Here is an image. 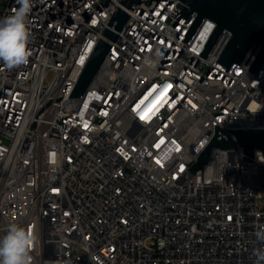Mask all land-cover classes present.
<instances>
[{"label": "built area", "instance_id": "1", "mask_svg": "<svg viewBox=\"0 0 264 264\" xmlns=\"http://www.w3.org/2000/svg\"><path fill=\"white\" fill-rule=\"evenodd\" d=\"M177 1L138 3L119 31L114 0H32L28 63L0 62V235L33 230V264H254L264 149L214 146L188 168L215 124L264 128V63L215 64L227 30L200 55L209 18L186 47L197 12L176 18ZM18 7L0 0V19ZM100 39L110 49L74 96Z\"/></svg>", "mask_w": 264, "mask_h": 264}, {"label": "water", "instance_id": "2", "mask_svg": "<svg viewBox=\"0 0 264 264\" xmlns=\"http://www.w3.org/2000/svg\"><path fill=\"white\" fill-rule=\"evenodd\" d=\"M118 5L107 23L119 31L129 19L134 7L144 0H114ZM197 16L182 39L188 47L202 22L207 18L216 22V27L200 55L207 57L218 43L224 30L231 32L228 41L215 64L226 69L234 63L253 59L249 70L258 71L264 63V0H178L171 14L176 18ZM105 35L116 39L117 32L107 29ZM110 44L100 39L73 91L81 96L100 69ZM239 144L244 149V160H254L256 149H264V128H226L215 124V134L199 154L197 161L188 169L193 173L208 162L212 147H233Z\"/></svg>", "mask_w": 264, "mask_h": 264}, {"label": "clouds", "instance_id": "3", "mask_svg": "<svg viewBox=\"0 0 264 264\" xmlns=\"http://www.w3.org/2000/svg\"><path fill=\"white\" fill-rule=\"evenodd\" d=\"M19 7L0 19V62L8 69L27 64L31 56L29 14L32 0H17ZM212 26L211 24H209ZM254 264H264V225L254 233ZM37 240L36 233L17 223H10L0 235V264H33L30 254Z\"/></svg>", "mask_w": 264, "mask_h": 264}, {"label": "snow or ice", "instance_id": "4", "mask_svg": "<svg viewBox=\"0 0 264 264\" xmlns=\"http://www.w3.org/2000/svg\"><path fill=\"white\" fill-rule=\"evenodd\" d=\"M209 27H211V26L209 25Z\"/></svg>", "mask_w": 264, "mask_h": 264}]
</instances>
